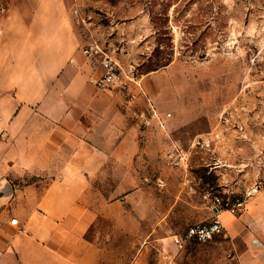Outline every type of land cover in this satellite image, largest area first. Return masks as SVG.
Returning a JSON list of instances; mask_svg holds the SVG:
<instances>
[{"label":"rangeland","instance_id":"obj_1","mask_svg":"<svg viewBox=\"0 0 264 264\" xmlns=\"http://www.w3.org/2000/svg\"><path fill=\"white\" fill-rule=\"evenodd\" d=\"M72 12L124 71L135 69L144 93L131 105L150 100L160 117L145 125L135 114L137 152L109 153L95 181L105 200L92 195L81 216L96 220L85 236L104 264H239L224 234L174 237L208 219L216 196L264 218V0H73ZM175 143L188 165H166Z\"/></svg>","mask_w":264,"mask_h":264},{"label":"crops","instance_id":"obj_2","mask_svg":"<svg viewBox=\"0 0 264 264\" xmlns=\"http://www.w3.org/2000/svg\"><path fill=\"white\" fill-rule=\"evenodd\" d=\"M72 7L11 0L0 14V264H104L105 250L84 234L96 220L81 216L92 195L105 200L95 181L106 177L109 153L138 150L137 109L89 82L100 69L83 48L95 38ZM221 220L239 264H264L257 206Z\"/></svg>","mask_w":264,"mask_h":264},{"label":"built area","instance_id":"obj_3","mask_svg":"<svg viewBox=\"0 0 264 264\" xmlns=\"http://www.w3.org/2000/svg\"><path fill=\"white\" fill-rule=\"evenodd\" d=\"M84 54L91 60L94 66L99 67V73H93L89 76V82L98 89H117L123 93L130 103H135L139 94H143V88L136 75L135 69L126 72L121 64L112 55L107 46L102 45L98 41H93L83 48ZM147 108L141 111H136V116L141 119L142 123L149 125L152 119L160 117L150 100H148ZM165 163L168 167L178 168L188 165V158L184 155L183 147L175 143L167 150L165 155ZM244 205L241 198H236L234 201L230 199L224 200L216 196L211 206L212 215L200 222L191 224L184 236L175 235L174 242L176 244H185L187 241L196 240L199 242H207L216 235L225 233V227L221 220L223 211L228 210L232 213H237ZM12 224L18 225L19 219L12 217ZM22 230H25L22 228Z\"/></svg>","mask_w":264,"mask_h":264}]
</instances>
